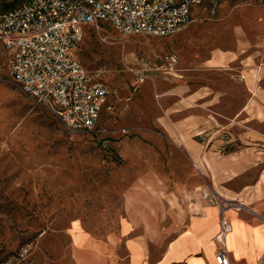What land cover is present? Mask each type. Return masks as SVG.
Masks as SVG:
<instances>
[{"label": "rangeland", "instance_id": "rangeland-1", "mask_svg": "<svg viewBox=\"0 0 264 264\" xmlns=\"http://www.w3.org/2000/svg\"><path fill=\"white\" fill-rule=\"evenodd\" d=\"M26 1L0 0V10ZM215 45L239 46L240 59L203 72L195 58ZM74 54L111 92L112 111L91 132L67 130L23 94L0 50V264H79L78 252L97 244L124 263L121 225L149 215L145 201L165 203L163 226L201 191L245 207L226 195L250 191L264 166V97L240 73L264 68V0H205L183 31L164 38L89 27ZM169 54L178 58L173 71L162 64ZM190 62L194 84L219 93L190 103Z\"/></svg>", "mask_w": 264, "mask_h": 264}, {"label": "built area", "instance_id": "built-area-1", "mask_svg": "<svg viewBox=\"0 0 264 264\" xmlns=\"http://www.w3.org/2000/svg\"><path fill=\"white\" fill-rule=\"evenodd\" d=\"M205 0H28L0 11V50L10 79L20 91L53 115L69 131L95 130L103 111L111 112L108 86L76 58L85 29L107 24L123 36L169 37L191 22L192 10ZM178 58L165 55L173 71ZM145 75H136L135 85ZM200 199L219 209L214 236L216 264H230L226 211L240 208L209 191Z\"/></svg>", "mask_w": 264, "mask_h": 264}, {"label": "crops", "instance_id": "crops-1", "mask_svg": "<svg viewBox=\"0 0 264 264\" xmlns=\"http://www.w3.org/2000/svg\"><path fill=\"white\" fill-rule=\"evenodd\" d=\"M196 8L192 10L191 17ZM196 44L190 39V61L196 54L194 52ZM241 53L240 47L236 45L232 49L222 45H215L213 48L209 46L201 56L197 54L195 62L203 60L199 68L197 67L203 72L222 70L234 66ZM194 67L190 62V103H195L207 95L219 93L215 92L207 81H201L203 84L200 85L194 84L192 73L197 69ZM224 72L226 71L218 74L236 85L237 79H233L232 74ZM240 73L251 94L264 97V68L242 70ZM237 111L241 112L242 107ZM192 120L194 119L190 118V123ZM158 124L165 131L168 129L165 123ZM189 149V155L198 158L192 143ZM226 196L245 204V207L238 211L229 210L225 213L231 227L226 238L230 264H264V166L259 170L256 184L250 191L242 190ZM164 204L162 200L145 201V206L154 209L149 215L145 213L139 221L125 220L122 223L120 236L124 240V263L116 261L113 257L105 259V249L97 244L94 249H82L80 253L78 252L79 264H216L214 236L219 228V209L198 198L185 207L183 215L180 213L176 215L174 224L168 226L166 223L163 226L161 216L169 214L167 211H161ZM137 231L139 232L135 233ZM173 231L174 235L164 243L163 240ZM78 242L83 246L88 245V239L84 235Z\"/></svg>", "mask_w": 264, "mask_h": 264}, {"label": "trees", "instance_id": "trees-1", "mask_svg": "<svg viewBox=\"0 0 264 264\" xmlns=\"http://www.w3.org/2000/svg\"><path fill=\"white\" fill-rule=\"evenodd\" d=\"M14 5H15V3L7 4L4 6V9L0 10V11L10 10V9L14 8Z\"/></svg>", "mask_w": 264, "mask_h": 264}, {"label": "bare ground", "instance_id": "bare-ground-1", "mask_svg": "<svg viewBox=\"0 0 264 264\" xmlns=\"http://www.w3.org/2000/svg\"><path fill=\"white\" fill-rule=\"evenodd\" d=\"M232 211H236V210H232Z\"/></svg>", "mask_w": 264, "mask_h": 264}]
</instances>
